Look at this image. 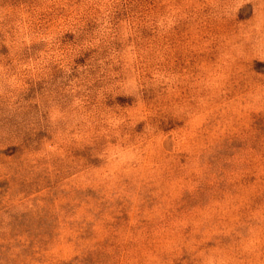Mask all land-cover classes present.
<instances>
[{"label":"rangeland","instance_id":"obj_1","mask_svg":"<svg viewBox=\"0 0 264 264\" xmlns=\"http://www.w3.org/2000/svg\"><path fill=\"white\" fill-rule=\"evenodd\" d=\"M0 264H264V0H0Z\"/></svg>","mask_w":264,"mask_h":264}]
</instances>
